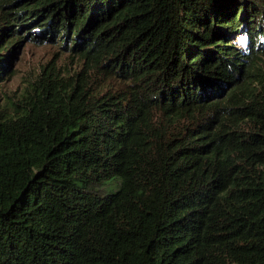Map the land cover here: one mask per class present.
I'll list each match as a JSON object with an SVG mask.
<instances>
[{"label": "trees", "instance_id": "trees-1", "mask_svg": "<svg viewBox=\"0 0 264 264\" xmlns=\"http://www.w3.org/2000/svg\"><path fill=\"white\" fill-rule=\"evenodd\" d=\"M261 37L264 0H0V88L83 64L0 102V264H264Z\"/></svg>", "mask_w": 264, "mask_h": 264}, {"label": "rangeland", "instance_id": "rangeland-1", "mask_svg": "<svg viewBox=\"0 0 264 264\" xmlns=\"http://www.w3.org/2000/svg\"><path fill=\"white\" fill-rule=\"evenodd\" d=\"M238 41L243 43V38ZM53 65L59 66L65 72L64 74L70 73L71 76L83 69L82 62L73 60L68 52L61 50L60 46L37 45L34 42L23 43L12 62L13 75L1 85L0 102L3 104L7 95L16 98L23 92L28 81L34 80L45 66ZM95 77L93 74V78Z\"/></svg>", "mask_w": 264, "mask_h": 264}, {"label": "clouds", "instance_id": "clouds-1", "mask_svg": "<svg viewBox=\"0 0 264 264\" xmlns=\"http://www.w3.org/2000/svg\"><path fill=\"white\" fill-rule=\"evenodd\" d=\"M241 38H242V37H237L238 40L241 39ZM244 38H246V34H245ZM261 38H264V37H261Z\"/></svg>", "mask_w": 264, "mask_h": 264}]
</instances>
